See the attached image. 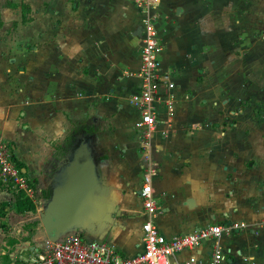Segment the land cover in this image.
Returning a JSON list of instances; mask_svg holds the SVG:
<instances>
[{
    "label": "crops",
    "instance_id": "crops-1",
    "mask_svg": "<svg viewBox=\"0 0 264 264\" xmlns=\"http://www.w3.org/2000/svg\"><path fill=\"white\" fill-rule=\"evenodd\" d=\"M24 2L26 37H0V139L35 190L49 191L71 128L84 126L119 210L103 238L129 256L141 250L138 191L150 171L154 223L165 237L215 222L235 226L174 254L171 264L190 257L211 264L215 245L224 256L216 264H264V102L242 63V0H158L151 9L159 68L172 83L160 94L170 97L172 114L162 109L149 137L131 104L144 17L135 0ZM6 186L0 178L1 222L11 200Z\"/></svg>",
    "mask_w": 264,
    "mask_h": 264
},
{
    "label": "built area",
    "instance_id": "built-area-1",
    "mask_svg": "<svg viewBox=\"0 0 264 264\" xmlns=\"http://www.w3.org/2000/svg\"><path fill=\"white\" fill-rule=\"evenodd\" d=\"M158 0H135L137 9L144 17L141 20V48L139 69V91L131 95V104L139 113L136 127L145 137L155 129L158 115L165 109L166 115L172 114V102L169 96L163 100L161 86L171 85L169 75L159 68L158 53L162 43L155 27V15L151 14ZM13 155L10 145L0 139V178L10 182L18 191L28 195L31 186ZM144 219L141 222V250L134 255H126L116 244L103 238L97 239L82 231L69 232L58 240L48 241L45 247L35 253L29 264H171L174 254L185 250L197 249L209 239H218L222 235L233 233L235 226L227 223H211L190 233L165 237L154 223L158 212L151 186V173L144 174L143 184L138 194ZM240 227V226H239ZM4 252V251H3ZM211 264L224 258L221 249L214 246L211 250ZM196 259L190 257L188 264Z\"/></svg>",
    "mask_w": 264,
    "mask_h": 264
},
{
    "label": "water",
    "instance_id": "water-1",
    "mask_svg": "<svg viewBox=\"0 0 264 264\" xmlns=\"http://www.w3.org/2000/svg\"><path fill=\"white\" fill-rule=\"evenodd\" d=\"M48 189L40 223L49 241L74 231L103 238L114 225L118 205L87 131L74 135L49 177Z\"/></svg>",
    "mask_w": 264,
    "mask_h": 264
},
{
    "label": "rangeland",
    "instance_id": "rangeland-1",
    "mask_svg": "<svg viewBox=\"0 0 264 264\" xmlns=\"http://www.w3.org/2000/svg\"><path fill=\"white\" fill-rule=\"evenodd\" d=\"M11 3L20 6L15 10L14 6L9 7ZM24 3V0H0V14L2 20L4 19V25L0 29V37H26L25 34H27L28 30L25 23L29 11L21 8V5H25ZM250 4L251 6H249ZM241 9L243 11L241 20L244 32L242 63L246 66V71L250 69L252 79L257 84V99L260 102H264V0H242ZM250 12L254 13V15L249 16ZM224 21L231 24L228 17ZM226 38L232 39V37ZM250 38L252 39L251 42ZM231 51V47L229 50L227 48L224 50L226 61L230 60L229 53ZM246 76H249L248 72ZM81 130L86 131L87 129L84 126H80L77 129L71 128L69 132V145L72 143L74 135ZM3 183L10 190L11 200L3 208L5 220L2 222L3 226L0 227V257L2 256V249H5V245H8L12 247L10 252H12L15 259L21 258L29 262L35 258L36 253L29 247L35 246L37 247V251H41L49 241L40 223V212L43 209V200L46 196L41 191L32 188V191L29 193L36 205V211L19 213L13 201L19 196L20 191L8 181L4 180ZM40 187V185L37 186V188ZM12 241L16 244L29 242V247L22 246L20 249H15V243L12 244ZM24 248L27 249L25 250Z\"/></svg>",
    "mask_w": 264,
    "mask_h": 264
},
{
    "label": "trees",
    "instance_id": "trees-1",
    "mask_svg": "<svg viewBox=\"0 0 264 264\" xmlns=\"http://www.w3.org/2000/svg\"><path fill=\"white\" fill-rule=\"evenodd\" d=\"M11 6H15V4L11 3V5H9V7H11ZM22 8L26 9V5H22ZM2 25H3V20L1 18V14H0V28L2 27ZM68 142H69V138H68ZM17 164L22 169L23 165L19 162H17ZM23 174H24V172H23ZM28 183L31 185V187L33 189H36L34 182L28 181ZM42 193L47 197L49 194V191L48 190H42ZM15 206H16L17 212H19V213L36 211V205L34 204L31 197L24 194L21 191L19 194V198L15 201ZM2 226H3V223L0 221V227H2ZM12 242H13L12 244L15 243L14 241H12ZM4 250H5V252L2 253V256L0 257V264H29L21 258L20 259L12 258L9 255L10 250H8V248H5Z\"/></svg>",
    "mask_w": 264,
    "mask_h": 264
},
{
    "label": "flooded vegetation",
    "instance_id": "flooded-vegetation-1",
    "mask_svg": "<svg viewBox=\"0 0 264 264\" xmlns=\"http://www.w3.org/2000/svg\"><path fill=\"white\" fill-rule=\"evenodd\" d=\"M116 201V200H115Z\"/></svg>",
    "mask_w": 264,
    "mask_h": 264
}]
</instances>
